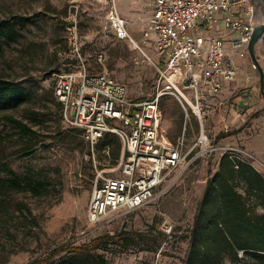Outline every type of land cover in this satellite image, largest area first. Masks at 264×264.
Masks as SVG:
<instances>
[{
    "label": "rangeland",
    "instance_id": "374dc122",
    "mask_svg": "<svg viewBox=\"0 0 264 264\" xmlns=\"http://www.w3.org/2000/svg\"><path fill=\"white\" fill-rule=\"evenodd\" d=\"M104 6L98 0H0V20L15 16L30 20L22 28H16L15 36L0 35L3 47L0 77L13 80L32 93L17 108H0V178L8 177L2 169L6 165L19 175L33 172L51 183L49 191L42 195L0 188V264H55L63 252L46 259L55 246L62 243L77 245L101 234L115 235L121 229L144 235L135 240L134 245L126 246L125 242L112 238L108 250L95 249L94 253L105 255L108 264H183L196 205L208 171L218 166L220 151L206 154L189 164L178 183L158 199L134 210L111 214L106 223L94 224L87 218L96 173L101 168L108 172L116 168L121 144L116 141L108 157L97 148L91 151L80 135L63 132L69 127L62 123L52 90L53 72L63 69L65 62L60 54L66 48L62 20L76 18L82 56L90 72L106 69L127 86L132 96L141 98L145 97L157 76L154 51L140 38V30L150 17V0L118 1V9L128 20V30L140 49L132 46L129 40H115L101 31ZM256 8L257 15L264 11L262 7ZM200 33L206 34L202 27ZM239 52L240 49L233 53V63L237 69H244L251 78H256L257 101L251 105V113L244 117L240 127L243 121L230 117L226 121L229 129L225 131L220 118L206 109L204 125L212 143L238 144L264 162L257 146L253 151L247 148V142L264 129V121L259 120L264 115V95L249 54L241 57ZM99 54L103 56L101 62L98 61ZM255 54L264 72V39L256 45ZM183 91L192 99L191 90ZM160 108L162 135L174 142L184 133L189 146L200 129L195 116L190 115L184 131V110L175 98H162ZM32 111L47 118V127H39L35 139L19 135L3 117L12 115L27 121ZM223 137L226 141H222ZM117 144H120L119 149ZM26 145L32 146L34 151L28 157H20L18 150ZM250 202L254 212H261L260 208L254 207L253 200ZM224 264H229L227 259Z\"/></svg>",
    "mask_w": 264,
    "mask_h": 264
},
{
    "label": "built area",
    "instance_id": "2783aa9c",
    "mask_svg": "<svg viewBox=\"0 0 264 264\" xmlns=\"http://www.w3.org/2000/svg\"><path fill=\"white\" fill-rule=\"evenodd\" d=\"M99 1L105 5L101 31L140 49L118 9L119 0ZM150 5L152 12L140 38L154 51L157 76L144 98L132 96L106 69L90 72L82 56L76 18L65 26L66 45L76 59V70L54 73L53 92L61 104L62 123L81 130L91 151L106 133L116 135L121 144L116 168L109 172L101 168L94 178L87 208V218L94 224L158 199L178 183L189 164L214 151L228 153L235 162H249L264 177L263 161L238 144L212 143L203 120L205 109L216 105L222 107L220 121L225 131L230 117L242 119L236 103L221 94L237 74L233 53L240 49L241 57L248 54L253 28L264 23V11L255 13L264 4L256 6L253 0H150ZM200 27L206 34L200 33ZM102 58L99 54L98 61ZM183 89L192 91V99ZM163 97H173L181 104L184 131L190 115L197 119L199 134L189 146L184 133L174 142L162 135ZM104 152L110 156L109 146ZM113 171L118 173L113 175ZM174 173L173 181L162 189Z\"/></svg>",
    "mask_w": 264,
    "mask_h": 264
},
{
    "label": "trees",
    "instance_id": "16d2710c",
    "mask_svg": "<svg viewBox=\"0 0 264 264\" xmlns=\"http://www.w3.org/2000/svg\"><path fill=\"white\" fill-rule=\"evenodd\" d=\"M29 21L25 16L1 19L0 35L13 37L17 34L16 28H22ZM67 23V20H62L63 27ZM64 46L65 50L60 52L64 56V67L54 70L52 90L54 73L76 70V59L69 52L66 43ZM2 52L0 42V53ZM31 95V92H27L13 80L0 77V108H17ZM55 100L61 117V104L56 98ZM3 117L19 135L31 139L37 137L39 127H47V118L38 112H30L27 121L12 115ZM187 127L188 123L186 129ZM64 131L71 132V136L78 134L84 140L81 130L77 128L69 127ZM116 141L120 143L116 135L106 133L96 148L104 152L109 146L110 153ZM119 145L117 144L118 149ZM33 151L32 146L26 145L18 150V154L20 157H28ZM105 155L108 156L106 153ZM2 169L8 175L6 178H0V188L5 191H30L33 195H42L49 191L51 183L38 178L33 172L19 175L6 165ZM251 200L255 203L254 207L260 208L261 212L253 211ZM143 235L140 232L121 229L115 235L101 234L77 245L62 243L52 248L46 259H52L63 252L55 264H108L104 254L93 251L97 248L108 250L112 238L125 242L126 246L134 245L135 240L142 239ZM225 259L229 264H264V177L249 162H235L228 153L220 156L215 170L208 171L201 198L193 215L183 264H224Z\"/></svg>",
    "mask_w": 264,
    "mask_h": 264
},
{
    "label": "crops",
    "instance_id": "0c3cea01",
    "mask_svg": "<svg viewBox=\"0 0 264 264\" xmlns=\"http://www.w3.org/2000/svg\"><path fill=\"white\" fill-rule=\"evenodd\" d=\"M151 12H152V7H151ZM254 79L251 78V76L247 74L244 69H241V70L237 69V74H236L235 79L228 82L222 90L221 95L224 98H231V100L236 103V105L242 112L241 114L242 119L240 118L237 121L240 120L243 122H240V125L238 127H240L244 123L245 121L244 117L251 113V105H253V103L257 101ZM206 110L211 111V114H213V116L215 117H218L217 119H219L220 116L218 114L222 112V107L221 106L219 107L218 105H216V107L213 106V108L210 107ZM259 120L264 121V115H262L259 118ZM225 139L226 137H223L222 141H226ZM256 146H257V149L260 152H262V155L264 156V129L260 131V134H257L256 137H254L252 140L247 142V148L251 149V151H253L252 149Z\"/></svg>",
    "mask_w": 264,
    "mask_h": 264
},
{
    "label": "water",
    "instance_id": "95a60500",
    "mask_svg": "<svg viewBox=\"0 0 264 264\" xmlns=\"http://www.w3.org/2000/svg\"><path fill=\"white\" fill-rule=\"evenodd\" d=\"M261 4H264V0H257L256 6H259ZM264 39V23L260 25H256L251 33L250 40L247 45L248 54L250 57V60L252 62V65L258 72L259 77V89L261 93L264 95V72L263 69L260 66V63L256 57L255 54V47L256 45Z\"/></svg>",
    "mask_w": 264,
    "mask_h": 264
},
{
    "label": "bare ground",
    "instance_id": "6f19581e",
    "mask_svg": "<svg viewBox=\"0 0 264 264\" xmlns=\"http://www.w3.org/2000/svg\"><path fill=\"white\" fill-rule=\"evenodd\" d=\"M260 43V42H259ZM135 47V46H134Z\"/></svg>",
    "mask_w": 264,
    "mask_h": 264
}]
</instances>
